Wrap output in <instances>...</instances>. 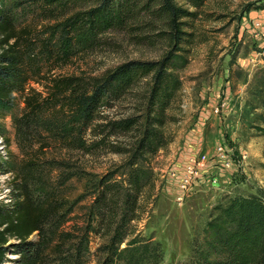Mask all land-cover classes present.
Listing matches in <instances>:
<instances>
[{
	"label": "trees",
	"instance_id": "obj_1",
	"mask_svg": "<svg viewBox=\"0 0 264 264\" xmlns=\"http://www.w3.org/2000/svg\"><path fill=\"white\" fill-rule=\"evenodd\" d=\"M35 3L44 20L53 22L49 38L36 54L44 53L50 64H67L115 31H126L136 42H162L164 52L156 60H129L97 75L82 70L42 75L26 52L31 49L26 32L16 33L0 9L5 46L0 53V114L12 109L19 98L23 109L13 123L26 155L21 165L5 168V173L15 174L11 184L16 192L9 198L12 204L0 201V264L8 261L10 251L18 255L19 264H86L93 238L100 241L96 264H162L160 244L142 237L134 225L141 220L145 187L149 197L154 187L143 165L174 140L169 127L179 122L170 113L180 88L177 71L187 63L186 47L195 38L192 23L204 0ZM30 81L40 89H26ZM139 82L143 87L135 93L132 114L117 119L104 114L133 93ZM120 137L128 140H115ZM47 148L67 156L56 162L62 172L59 183L76 179L90 189V203L71 218L80 220L69 230L63 226L72 213L70 201L56 188L48 190L39 173L42 162L37 155ZM104 151L122 160L101 176L86 172L79 158L71 156H98ZM1 158L0 153V171ZM33 234L37 241L30 240ZM189 264H264V200L255 195L233 198L207 225L204 239L193 241Z\"/></svg>",
	"mask_w": 264,
	"mask_h": 264
},
{
	"label": "rangeland",
	"instance_id": "obj_2",
	"mask_svg": "<svg viewBox=\"0 0 264 264\" xmlns=\"http://www.w3.org/2000/svg\"><path fill=\"white\" fill-rule=\"evenodd\" d=\"M0 9L5 10L16 33L26 32L23 34L31 43V49L26 52L42 75L49 71L50 76L71 75L80 70L97 75L129 60H156L164 52L162 42H136L126 31H115L67 64H50L45 61L44 53L39 57L36 54L49 38L48 28L53 22L39 14L35 0H0ZM192 26L195 38L186 47L187 63L183 67L179 65L180 88L174 94L175 108L170 110L179 118L176 125L169 127L174 140L143 165L154 187L150 197L145 187L140 200L141 220L134 223L142 237L160 244L162 264H189L191 244L204 239L207 225L233 198L255 195L264 200V0H204ZM2 40L0 34V53L5 48ZM23 44L20 47L25 52ZM140 83L133 88V93L124 96L104 114L112 119L132 114L137 100L135 93L143 87ZM30 88L40 89L33 81L26 85V89ZM14 104L12 109L0 114L3 161L0 201L3 204H12L9 198L16 192L12 191L11 184L15 174L5 173V168L17 167L26 158L20 150L13 123L22 113L23 104L18 97ZM190 133L194 136L190 137ZM219 145L231 150L233 160H241L239 167L226 172L216 190L204 189L183 202L176 201L189 159L206 152L210 162ZM5 152L11 156H4ZM37 156L41 158L39 173L47 182V189L56 188L62 198L70 201L72 213L63 226L69 230L80 220L71 218L82 214L90 203V189H85L84 182L76 179L59 183L62 172L56 169V162L66 159V155L47 148ZM71 156L73 160L79 158L86 172L98 176L117 168L122 160L105 151L98 156L79 157L77 153ZM30 240L38 238L33 234ZM99 243L97 238L91 240L86 264H96ZM7 258L4 264H19L18 255L12 251Z\"/></svg>",
	"mask_w": 264,
	"mask_h": 264
},
{
	"label": "built area",
	"instance_id": "obj_3",
	"mask_svg": "<svg viewBox=\"0 0 264 264\" xmlns=\"http://www.w3.org/2000/svg\"><path fill=\"white\" fill-rule=\"evenodd\" d=\"M210 160L209 162L206 152L189 159L180 179V192L175 198L176 201L183 202L193 193L204 189L216 190L225 173L232 172L241 164L240 159H232L231 150L226 149L223 145L216 148V152L210 157Z\"/></svg>",
	"mask_w": 264,
	"mask_h": 264
},
{
	"label": "crops",
	"instance_id": "obj_4",
	"mask_svg": "<svg viewBox=\"0 0 264 264\" xmlns=\"http://www.w3.org/2000/svg\"><path fill=\"white\" fill-rule=\"evenodd\" d=\"M190 135H192V136H190V137H193V136H194V133H192V134L190 133Z\"/></svg>",
	"mask_w": 264,
	"mask_h": 264
}]
</instances>
